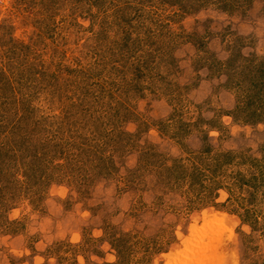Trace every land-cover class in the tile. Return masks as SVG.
I'll return each mask as SVG.
<instances>
[{
    "label": "rangeland",
    "instance_id": "374dc122",
    "mask_svg": "<svg viewBox=\"0 0 264 264\" xmlns=\"http://www.w3.org/2000/svg\"><path fill=\"white\" fill-rule=\"evenodd\" d=\"M212 216L264 264V0H0V264H166Z\"/></svg>",
    "mask_w": 264,
    "mask_h": 264
},
{
    "label": "bare ground",
    "instance_id": "6f19581e",
    "mask_svg": "<svg viewBox=\"0 0 264 264\" xmlns=\"http://www.w3.org/2000/svg\"><path fill=\"white\" fill-rule=\"evenodd\" d=\"M207 222L192 235L189 248L184 255L170 258L166 264H221L218 248L224 238L231 240V231L224 226L220 216L209 217ZM209 225V226H208ZM208 229L205 230V227ZM222 255V254H221ZM225 259V258H224ZM223 260V259H222Z\"/></svg>",
    "mask_w": 264,
    "mask_h": 264
}]
</instances>
